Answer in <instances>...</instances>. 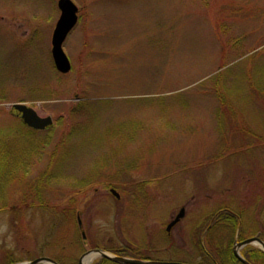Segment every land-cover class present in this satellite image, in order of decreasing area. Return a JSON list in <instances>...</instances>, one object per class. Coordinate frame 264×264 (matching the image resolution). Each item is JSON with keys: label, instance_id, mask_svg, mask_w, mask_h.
<instances>
[{"label": "rangeland", "instance_id": "374dc122", "mask_svg": "<svg viewBox=\"0 0 264 264\" xmlns=\"http://www.w3.org/2000/svg\"><path fill=\"white\" fill-rule=\"evenodd\" d=\"M58 1L0 0V264H207L264 234V0H72L68 75ZM17 103L54 125L30 133ZM224 211L239 228L209 230Z\"/></svg>", "mask_w": 264, "mask_h": 264}, {"label": "water", "instance_id": "95a60500", "mask_svg": "<svg viewBox=\"0 0 264 264\" xmlns=\"http://www.w3.org/2000/svg\"><path fill=\"white\" fill-rule=\"evenodd\" d=\"M58 7L61 12L59 22L54 30L52 37V57L54 60L55 67L57 71L62 75H68L72 71L71 62L64 51V43L66 42L69 35L76 28L79 22V8L72 0H59ZM11 114L15 117L23 120L24 124L29 128L38 131H44L49 127L53 126L54 120L52 117H40L38 113L26 104H13L11 107ZM111 193L116 198H121L120 194L116 190H111ZM81 212H78V225L79 228L83 229V222L81 219ZM185 216V210L182 209L177 217L168 225L167 232H170L173 227L180 223V221ZM83 239L86 241L87 236L82 230ZM249 244H256L261 247V250L264 252V242L259 238H253L246 240L242 243L236 244L233 253L234 256L244 264H249L241 255L240 248ZM95 255L96 258L105 259L115 264H184V263H175V262H156L149 260H138L127 257H120L112 255L108 252L94 249L85 253L79 260V264H84V261L87 257ZM16 264H58L51 258L43 257L36 259L31 262L16 263Z\"/></svg>", "mask_w": 264, "mask_h": 264}, {"label": "trees", "instance_id": "16d2710c", "mask_svg": "<svg viewBox=\"0 0 264 264\" xmlns=\"http://www.w3.org/2000/svg\"><path fill=\"white\" fill-rule=\"evenodd\" d=\"M221 103L224 102V100H226L225 97L221 96ZM86 103V102H84ZM82 105V104H81ZM28 131L30 133L34 132L33 130L27 128ZM8 170H5L3 172H0V177L2 176V178L4 177V175L6 174H11V172H7L6 174H4V172H6ZM8 175V176H9ZM2 180H6L5 178L1 179L0 182V186L5 184V181L2 182ZM212 218H215L214 220H212V228L217 229L218 227L221 226H226L225 228L231 229L232 232H235L237 230V228H239V217L237 214H232L228 211H224L223 213H218L217 215L213 216ZM211 228V229H212ZM241 239L242 235H241ZM217 253V258H215L213 255H209L207 256V260L208 263L207 264H241L238 259L234 256L233 251L230 248L227 247L226 245H221V242L219 243H215L213 244ZM118 256H122V257H128L127 255H124V253H118ZM244 256L250 260L253 264H264V257H262L259 253H258V257L255 256L256 261L253 260V258L248 254V252H244ZM102 264H115L112 263L108 260L102 259L101 260ZM8 264H15L14 260H10V262Z\"/></svg>", "mask_w": 264, "mask_h": 264}, {"label": "flooded vegetation", "instance_id": "af4514ba", "mask_svg": "<svg viewBox=\"0 0 264 264\" xmlns=\"http://www.w3.org/2000/svg\"><path fill=\"white\" fill-rule=\"evenodd\" d=\"M20 104H24V103H20ZM22 123H24L23 122V120H20ZM32 130V129H31ZM34 132H37V131H35V130H33ZM117 200H120L121 198H116ZM182 209H184V208H181V210ZM180 210V211H181ZM185 210V216H186V209H184ZM185 216H184V218L180 221V223L179 224H177L175 227H173L172 228V230L174 229V228H176L178 225H180L181 224V222L185 219ZM175 219V218H174ZM173 219V220H174ZM215 218H213V220H214ZM172 220V221H173ZM171 221V222H172ZM212 223V222H211ZM211 226H212V224H211ZM212 228V227H211ZM211 228H209V230L211 229ZM171 230V231H172ZM171 231L169 232V233H167V234H170L171 233ZM242 238L243 239H241V237H240V240H238V242L237 243H235V244H239V243H242V242H244V241H246V240H249V239H253V238H259V239H261L263 242H264V234H263V232H260V233H257L256 235H252V236H249V237H243L242 236ZM257 245H254V244H249V245H246V246H243L242 248H240V255L249 263V264H253L250 260H248L245 256H244V252H248V254L253 258V260L254 261H256V258H255V256L256 257H258L257 255H258V253L262 256V257H264V252L259 248V247H256ZM203 250H204V252H205V254L208 256V252H207V250L206 249H204L203 248ZM40 258H43V257H40ZM241 264H244V263H242L240 260H238Z\"/></svg>", "mask_w": 264, "mask_h": 264}, {"label": "bare ground", "instance_id": "6f19581e", "mask_svg": "<svg viewBox=\"0 0 264 264\" xmlns=\"http://www.w3.org/2000/svg\"><path fill=\"white\" fill-rule=\"evenodd\" d=\"M96 256L95 255H91L89 257H87L84 261V264H92V262L95 260Z\"/></svg>", "mask_w": 264, "mask_h": 264}]
</instances>
